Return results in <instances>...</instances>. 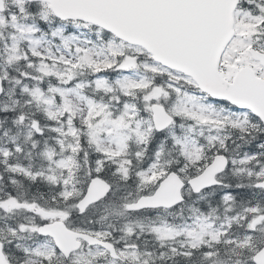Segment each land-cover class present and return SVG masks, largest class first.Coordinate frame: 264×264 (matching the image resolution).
<instances>
[{
  "label": "snow or ice",
  "instance_id": "obj_1",
  "mask_svg": "<svg viewBox=\"0 0 264 264\" xmlns=\"http://www.w3.org/2000/svg\"><path fill=\"white\" fill-rule=\"evenodd\" d=\"M0 264H264V0H0Z\"/></svg>",
  "mask_w": 264,
  "mask_h": 264
}]
</instances>
